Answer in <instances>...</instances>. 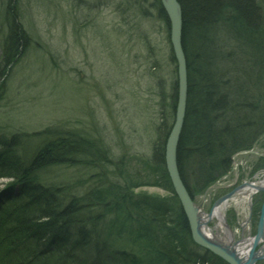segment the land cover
<instances>
[{
    "label": "rangeland",
    "instance_id": "1",
    "mask_svg": "<svg viewBox=\"0 0 264 264\" xmlns=\"http://www.w3.org/2000/svg\"><path fill=\"white\" fill-rule=\"evenodd\" d=\"M258 1L254 3L264 17V0H260L261 3ZM217 16L218 22L214 27L217 34L214 36V31L211 35L208 31L204 33L206 52L213 61L212 70L219 78L223 72L224 78L230 75L239 83L249 76L254 79L255 75L257 88L261 83L260 73L264 74V66L258 71L244 64L252 60L249 59L251 56H257V51L253 49L258 45L263 48L261 44L264 41H258L257 33L250 29L252 25L242 24L239 19L228 21L220 13ZM8 21L16 24L24 43L11 65H1L0 60V73L3 72L0 83L5 85L4 96L0 99V140L7 134V143L13 144L11 148L7 143L6 149L0 147V169L4 162L10 161L12 155L20 163L23 157L26 161L27 156L33 154V139L41 138L42 130L47 127L50 130L58 127L61 130L72 128L79 131L84 140L81 139L80 144L88 149H83V153L80 147L79 157L77 153L75 156L79 161L76 165L53 167L49 182L73 178L77 184L72 186L71 191L76 199L85 200V191L96 179L95 176H101L103 182L109 181L114 196L119 199L132 198L133 208L125 206L129 208L127 213L130 216L124 221L120 220V223L115 222V211L97 214L101 215L102 223L98 222L100 228L92 236L89 248L92 250L96 247L103 252L104 246L109 245L112 250L125 255L124 258L130 257L129 252L135 253L137 249L143 256L151 249L142 245L141 237L149 233V228H155L146 208L153 209L155 205H160L178 212L180 204L178 196L175 194V198L164 187L163 181L160 185L138 187L123 180V176L128 175L137 181V174L146 177L144 167L156 172L161 165L156 152L162 134V129H159L164 121V128L173 123L171 106L176 78L178 85L177 60L175 62L172 58L164 19L145 0H0V48L9 34ZM228 23L231 25L227 29ZM260 23L256 28L261 32V40H264V22ZM253 42L258 45L255 46ZM259 60L264 62L263 58ZM248 85L243 86L249 90ZM250 90L247 96L237 94V98H234L231 94L230 100L226 98L228 105L240 102L239 111L246 113V110H252L254 105L250 106L253 103ZM254 112H250L251 117L260 119L259 113ZM235 123L228 120L230 126ZM263 123H248L252 129L246 127L244 134L239 136L235 135V129L224 131V126L217 123L221 131L220 139L212 143V147L219 148L203 152L207 156L191 158L184 167L189 189L178 164L181 179L193 203L203 212L209 213L219 198L241 184H246L242 190L255 189L251 199L243 193L227 205L226 220L236 240L242 234L248 236L250 232H256L264 205ZM144 157L150 158V167L141 163ZM223 159L231 162L230 171L223 172L217 180L207 185L204 175H209L212 165L216 166L215 163ZM217 167L220 169L218 164ZM141 171L144 173L140 174ZM159 177L156 180L160 182ZM0 182L6 183L2 191L7 190L1 194H8L13 189L14 193L18 191L17 181L11 184V179L3 178ZM30 186L35 188L32 184ZM62 195L57 196L64 199ZM139 209L147 214L137 213ZM250 217L252 223H247ZM135 222H139L140 226L147 223L149 228L144 227L139 231L134 226ZM214 224L211 222L212 226ZM148 240L150 243L149 235ZM191 240L184 241L192 252L191 256L203 255L205 252L202 248L196 245L192 237ZM133 259L135 261L136 256ZM136 261L140 263V260ZM259 261L258 264H264V259Z\"/></svg>",
    "mask_w": 264,
    "mask_h": 264
},
{
    "label": "trees",
    "instance_id": "2",
    "mask_svg": "<svg viewBox=\"0 0 264 264\" xmlns=\"http://www.w3.org/2000/svg\"><path fill=\"white\" fill-rule=\"evenodd\" d=\"M145 1L150 2L152 8L164 19L167 27L168 39L170 41V21L161 0ZM178 1L183 11L182 43L187 59L188 95L184 125L177 150V159L182 178L185 185L188 187L184 173V167L187 165V162L193 157L198 158V156H207L203 154V152H211L214 151L215 148H219L218 146H215V148L212 147V143H217L220 139L221 131L217 128V123L224 126V131H228V128L235 129L233 130L235 131V135L239 136V134H244L246 127L250 126L248 123L254 122L253 125H256L264 122V74L260 73L262 79L259 77L261 83L257 85V88V78L255 75L254 79L249 76L241 80L240 83L235 81V77L231 78L230 75L224 78L225 73L223 74V72V76L220 78L217 77L214 70H212L213 61L211 62L206 52L207 41H205L204 33L208 31L211 35L214 31V36L217 34L214 27L218 22L217 15L220 13V16L222 18L223 16L224 18L226 17L228 21L239 19V22L242 24L248 26L252 25L253 28L250 29L257 33L258 41L261 43L264 40H261V32L259 33L256 25L259 27L261 25L260 22H264V17L259 13L258 5L255 4L257 3L256 0ZM259 1L258 3H261ZM9 21V34L6 37V41L4 39L0 48L1 65H11V62L20 54L19 50L24 43V38L19 32V29H17L16 24ZM229 25L231 24H227V29ZM221 44L222 40L220 42V45ZM253 44L255 46L258 45V43L255 42H253ZM261 45H263V48H260L261 46L259 47L258 45V47L253 49V51H257V56L255 58L251 56L249 59L252 60L249 62L246 61L244 66L248 65L250 69L254 68L260 71L264 66V62L262 63L259 60L261 58L264 59V43ZM171 54L173 60L176 62L172 47ZM253 59H255V61ZM258 60L259 63H257ZM2 75L3 72L0 73V77ZM246 83H249V90L252 88L250 92H252L251 97L253 103H251L250 106L254 105L252 110L256 111L254 112L256 114L259 113L261 116L260 119H258L257 116L251 117V109L247 108L250 111L246 110V113L239 111L240 102L228 105L226 101V98L228 99L227 96L231 94L234 98H237L235 96L237 94H244L247 96L249 90L243 86ZM259 87L262 89H259ZM4 89L5 85L1 82L0 99L4 96ZM177 90L178 85L176 78L171 106L173 117L175 115V106L177 102ZM229 98H231V96ZM234 101L238 100L234 99ZM236 105L238 107H236ZM246 118L250 119L246 121ZM225 120H227V122ZM228 120L236 122L232 125L233 127L228 124ZM162 125L163 126L159 129H162V134L160 135V139H158V144L160 146L156 149V152L159 154L158 159L161 165L156 172H152L147 167H144L145 173L144 171L139 173H144L146 177H139V174H137L136 178L138 181L134 180V177L129 175L128 177L123 176V180L127 181L131 186L138 187L146 184L160 185L159 183L163 181L164 187L172 192L173 196L176 198L164 161L166 137L172 124L164 128V125H166L164 121ZM251 126L249 128H251ZM59 129L58 127H55L53 130H50L48 127L43 129L42 134H40L41 138L33 139L31 148L33 154L27 156L28 158L26 161L23 157L20 163L19 159H17L15 155H12L11 159H9L10 161L4 162L5 164H3V167L0 169V179L8 178L11 179V184L15 183L14 181H17L19 184V187H17V195L12 194L13 189L9 191L8 194L3 195V193L0 197V202H2L4 206L3 211L0 209V230L9 232V228L17 225L15 229L20 232V234L14 238L13 242L8 245L3 244L7 247L9 246V248H14V251L11 250L13 252L8 253L4 247L0 246V264H5L7 261H12L15 264H141V260H143V264L156 263L155 261L163 264H206V262L208 264H214V260L210 262L206 260V256H203H211L208 252H205L202 255L203 257H201V255L191 256L192 253L187 249V245L184 242L186 239L191 240L189 223L179 203L178 212H176L175 209L170 210L168 206L161 207L160 205H155L156 209L146 208V211L150 213V219H153L152 222L155 224V228L153 229L147 227V223L140 226L139 222H135L134 226L137 227L139 231L144 227L147 229L149 228V233L146 232V236L141 237L142 245H147L151 249L149 251L150 253L147 252L143 254L144 257L141 255L142 253L140 254L139 250L136 249L134 253L128 249V251H130L128 256L130 257L124 258L125 255L122 256L120 252L112 250L109 245L104 246L105 249L103 252H99L96 247L90 250L91 238L94 236L95 231L99 230L100 223H102L100 222L101 215L99 214L98 216L97 214L104 211H110L112 213L115 211V222L120 223V220L124 221L129 218L130 214L127 213L129 212V208L126 209L125 206H131V208H133V199L128 196L124 199H119L114 196L115 194L109 186V181L107 183L103 182L101 176H95L96 179H93L92 184L85 191V200L76 199L75 194L71 191V189H73L72 186L77 184V181L73 178L69 177L64 181L60 180L50 183L49 180L52 178L49 177L52 175L53 167L65 164L71 166L76 165V163L79 162L77 158L79 157L78 153L80 147L82 148L80 151H83V153L88 149L87 146L85 147L87 149H85L80 144L81 139L83 140V136L78 133L79 131L72 128L66 130L60 129L61 131ZM4 137L8 138L9 135L7 136V134H5ZM161 137L164 139L161 140ZM5 138L0 140V147L6 149L5 144L7 140ZM46 143L49 144L46 145ZM8 144L9 148L13 145L12 143H7V145ZM76 153L78 157H75ZM81 160H83V158H81ZM149 161V157L141 159V163L146 166H149ZM215 164L216 166H214V164L212 165L209 175H204L207 185L217 180L223 172L226 173L230 171L232 166L231 162L226 159ZM217 164L220 166V169H218ZM213 167H215V169ZM151 174L153 175L150 176ZM159 175L160 182L156 180ZM28 184L29 186L32 184L35 188L32 186L29 187ZM5 186L6 183L0 182L1 193L3 192L2 188L4 189ZM57 190L59 194H56L58 193ZM61 193L63 194L61 197L64 196V199L57 196ZM139 211L147 214L146 211L141 209L136 212L138 213ZM70 224H75V229H77L78 232L74 234L71 232L67 233L64 228L68 227V225L70 226ZM1 235L2 234H0V237H2ZM148 235L151 238L150 243ZM184 236L185 238L186 236L189 238H182ZM15 240H19V246L16 245L14 242ZM49 246L51 247V252L48 250ZM70 246H73V248ZM34 251H40L41 254L39 255L43 256L45 259L35 257L31 253ZM21 252L26 253L27 256L22 257L21 254L23 253ZM97 253H100V256L97 257ZM134 256H136V260H140V263L136 260V262L134 261ZM92 257H94V259H92ZM198 258L201 259L202 262L197 263L199 261H197Z\"/></svg>",
    "mask_w": 264,
    "mask_h": 264
},
{
    "label": "water",
    "instance_id": "3",
    "mask_svg": "<svg viewBox=\"0 0 264 264\" xmlns=\"http://www.w3.org/2000/svg\"><path fill=\"white\" fill-rule=\"evenodd\" d=\"M161 2L164 10L167 13L171 25L170 42L175 59L177 60V72H178V97H177L175 120L165 145V163L174 192L178 196L182 209L186 217L188 218L191 235L194 242L212 251L217 256L222 257L230 264H255L258 260L264 259V256L262 255V253H264V246L262 247L261 251L260 248L255 250L256 247L259 246L258 245L260 242L259 240L261 238L264 240V205L261 209L258 233L252 241L253 243L250 247L251 252L248 254V258H247L248 260H246L244 263H241L239 259L232 258V255H229L225 249L219 248L217 245L204 240V238H202L200 232L198 231L196 220L193 216V208L195 207V204L193 203V200L190 194L188 193L183 183V180L181 179L178 169V163H177V150L180 142L182 128L184 125L186 105H187V95H188L187 59L185 56L183 43H182L183 13H182L181 4L178 0H161ZM244 185L246 186V184L239 185L231 193L229 194L227 193L221 198H219V200L215 205L236 196L237 191L245 187ZM211 216H212V210L210 211V214L208 216L209 219L211 218ZM236 244L240 245V243L238 242ZM233 246H231L227 251L232 250Z\"/></svg>",
    "mask_w": 264,
    "mask_h": 264
},
{
    "label": "bare ground",
    "instance_id": "4",
    "mask_svg": "<svg viewBox=\"0 0 264 264\" xmlns=\"http://www.w3.org/2000/svg\"><path fill=\"white\" fill-rule=\"evenodd\" d=\"M182 13H183V11H182ZM227 97H228V99H230L229 98L230 96H227ZM175 112H176V109H175ZM174 120H175V115H174ZM174 120H173V123H174ZM166 170H167V167H166ZM246 189H248V186L246 187ZM233 190H235V189H233ZM243 193H245L247 195L248 199H251V197L255 194V189L250 188L247 191L241 190L240 192H237L236 196H234L233 198H229L225 201L218 203L217 205H214V207L212 208V216L210 219L208 217L210 212L209 213L203 212L201 210V208H199L196 205L193 208V216L196 220L197 228H198V231L200 232L202 238H204V240H206L208 242H211V243L217 245L219 248L225 249L229 255H232V258L239 259L241 263H244L246 260H248L247 259L248 254L251 252L250 247L253 243L252 241H253L254 237L258 233L259 220H260V218H259L258 223H257V227H256L257 229H256V232L254 234H252V232H250V234H248V236H245L244 234H242V235H240V238L238 240L235 239L234 233L231 231L230 227L228 226V221L226 220V215H225L226 212L225 211L228 207L227 206L228 203L231 200H236ZM3 208H4L3 203L0 202V209L2 211H3ZM187 220H188V218H187ZM252 220L253 219L250 217V218H247L246 222L252 223ZM211 222H214L215 224L212 226ZM188 223H189V221H188ZM75 227H76L75 224H70V226L68 225V227H66V228L63 227V228L65 231H67V233H69V232L75 233V232H78V230L75 229ZM15 228H17V225H14L11 228H9V232H3V230H0V234H2L1 235L2 237H0V246L4 247L5 250L8 251V253L13 252L14 248H11V247L9 248V246L7 247L5 245H8L9 243L13 242L14 238L18 234H20V232L18 230H16ZM189 229H190V224H189ZM79 231H81V230H79ZM190 234H191V230H190ZM191 237H192V235H191ZM259 241L260 242L258 245L260 246V251H261L262 247L264 246V244H263L264 240L261 238ZM14 242L16 243L17 246H19L18 245L19 240L18 241L15 240ZM237 242L240 243V245H237L236 244ZM3 244H5V245H3ZM196 245L199 246L200 248H202L203 252H208L211 255V256H207L209 258H207L206 260H208L210 262L214 260V264H230L229 262H227L222 257L214 254L212 251L202 247L201 245H199L197 243H196ZM231 246H233L232 250L227 251ZM70 247L73 248V246H70ZM48 248H49L48 249L49 252H51V250H50L51 247L49 246ZM11 250H13V251H11ZM255 250H257V249H255ZM21 253H23V252H21ZM31 253L39 259H45L43 256L39 255V254H41L40 251H38V252L34 251ZM197 255L198 254H196L194 256H197ZM262 255L264 256V253H262ZM21 256L26 257L27 254L23 253V254H21ZM199 256H200V254H199ZM201 257H203V256L201 255ZM210 257H213V258H210ZM199 258L197 259V261L199 260L197 263L202 262L201 259H199ZM155 262L156 263H151V264H163L161 262H159V263H157V261H155ZM259 262L260 261L258 260L255 264H258ZM5 264H15V263H13L12 261H7V262H5ZM188 264H190V263H188ZM206 264H208V263L206 262Z\"/></svg>",
    "mask_w": 264,
    "mask_h": 264
}]
</instances>
